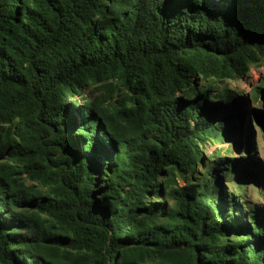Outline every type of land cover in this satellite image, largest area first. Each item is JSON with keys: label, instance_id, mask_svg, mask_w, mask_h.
Returning a JSON list of instances; mask_svg holds the SVG:
<instances>
[{"label": "trees", "instance_id": "obj_1", "mask_svg": "<svg viewBox=\"0 0 264 264\" xmlns=\"http://www.w3.org/2000/svg\"><path fill=\"white\" fill-rule=\"evenodd\" d=\"M263 63V0H0V264H264V169L204 157Z\"/></svg>", "mask_w": 264, "mask_h": 264}, {"label": "rangeland", "instance_id": "obj_2", "mask_svg": "<svg viewBox=\"0 0 264 264\" xmlns=\"http://www.w3.org/2000/svg\"><path fill=\"white\" fill-rule=\"evenodd\" d=\"M230 86L234 90H237L240 93V96L233 102L234 104L231 103V105L224 108L223 114L232 115L234 117L233 122L238 126L242 125V134L240 135L242 146L238 142V138L235 136L233 140L226 144L208 146L204 157L208 158L216 151H219L224 155H229L226 151L230 149L232 150V156L235 158L240 159L243 156L251 158L254 164H257L261 169H264V137L260 128L252 123V117L255 116L256 112H264V102L251 101L253 90L260 86H264V63L258 66H253L246 77L240 78L237 81H231ZM248 127H250L252 132L253 143L252 149L249 151L244 144L247 140L246 136L248 133ZM199 173L202 174L201 169ZM260 181L262 182L261 178ZM222 186L225 189V194L229 196L231 191L228 190L227 185L223 182ZM246 196L249 203L256 204L264 209V186L258 185L256 187L255 185H249L246 190Z\"/></svg>", "mask_w": 264, "mask_h": 264}]
</instances>
